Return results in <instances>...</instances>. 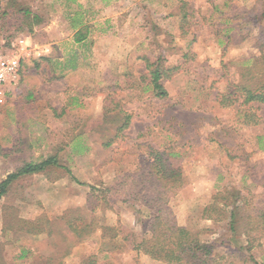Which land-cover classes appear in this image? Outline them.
I'll return each mask as SVG.
<instances>
[{"label": "rangeland", "instance_id": "rangeland-1", "mask_svg": "<svg viewBox=\"0 0 264 264\" xmlns=\"http://www.w3.org/2000/svg\"><path fill=\"white\" fill-rule=\"evenodd\" d=\"M24 1L44 23L10 42L0 38V53L20 61L16 81L0 91V182L49 154L72 176L48 168L11 184L0 199V264H81L91 256L95 264H164L119 241L102 246L98 229L121 223L135 240L149 237V219L127 200L157 150L184 177L165 203L177 224L212 243L223 261L254 264L235 254L226 220L207 219L203 209L216 191L243 183L255 192L264 177L257 146L264 106L253 104L259 121L247 125L236 106L216 100L225 86L252 80L248 69L264 71V0ZM72 9L81 12V43L73 41ZM251 57L260 59L253 65ZM157 58L176 67L164 100L146 86L147 61ZM124 115L128 125L105 146ZM106 186L115 196L109 206L99 196ZM251 250L264 264V234Z\"/></svg>", "mask_w": 264, "mask_h": 264}, {"label": "trees", "instance_id": "trees-1", "mask_svg": "<svg viewBox=\"0 0 264 264\" xmlns=\"http://www.w3.org/2000/svg\"><path fill=\"white\" fill-rule=\"evenodd\" d=\"M184 5L186 3H183L182 7ZM183 12L182 17L184 18L186 13ZM260 16L264 19V9ZM68 17L70 26L74 30L73 41L83 42L86 39V33L82 31L81 12L72 9ZM42 23H44L43 17L24 0H0V38L10 42L18 33L30 34ZM259 59L251 57L246 61H252L251 63L255 65ZM163 63L161 58H157L152 62L147 61L146 67L149 78L146 86L155 97L161 100L169 96L164 81L169 79L173 73L172 70L176 69V67H165ZM67 67L74 68L75 65H67ZM250 71L251 69H248L246 72L252 80L244 78L245 82L239 80L230 86H225L221 92L216 94V100L225 107L236 106V114L242 118V121L247 125H254L258 123L259 116L253 109V104L264 106V71L257 69L254 74ZM29 98L31 99V95ZM128 120L129 116L124 115L123 123L116 128L114 137L107 141L105 146H109L119 132L128 125ZM257 146L260 151H264V133L257 136ZM78 147V145L74 146L75 149ZM59 167L64 168L72 176L69 169L61 164L57 154L22 162L0 182V199L6 194L11 184L19 178L44 172L48 168ZM146 167L148 170L136 181L129 199L118 200L121 202L127 200L128 204L136 206L135 214L149 219L147 223L149 237H143L137 241L135 231L121 223L115 226L103 225L98 228L103 238L107 239L102 246L105 247L109 242L115 244V241H119L130 249L164 264H232L229 260L223 261L222 258L216 257L214 245L202 241L198 232L180 227L170 212V208L165 206L168 198L175 195L185 184L180 166L169 168L162 158V152L157 150L154 152L153 161L148 162ZM256 184L259 190L255 192L248 190L243 183L233 184L216 191L213 196L214 202L203 209V215L207 219L226 220L230 239L234 245H237L235 251L239 252L235 254L243 255L246 260L259 264L251 249L252 242L264 234V177H261ZM149 188L154 191L153 195L150 194ZM111 189L106 186L99 195L105 206H109L115 200L113 198L115 196L109 195ZM91 190L96 191L92 186ZM242 219L245 222L242 226L245 245L237 240V236L242 234L240 232V220ZM139 220L140 217L137 221ZM115 248V246L110 247L108 251L111 252ZM21 256L24 257V253ZM93 259L95 257L91 256V263L81 264H95Z\"/></svg>", "mask_w": 264, "mask_h": 264}, {"label": "built area", "instance_id": "built-area-1", "mask_svg": "<svg viewBox=\"0 0 264 264\" xmlns=\"http://www.w3.org/2000/svg\"><path fill=\"white\" fill-rule=\"evenodd\" d=\"M19 62L17 55H3L0 53V91L5 85L16 81L20 67Z\"/></svg>", "mask_w": 264, "mask_h": 264}, {"label": "crops", "instance_id": "crops-1", "mask_svg": "<svg viewBox=\"0 0 264 264\" xmlns=\"http://www.w3.org/2000/svg\"><path fill=\"white\" fill-rule=\"evenodd\" d=\"M104 8V7H103ZM108 9H110L109 8V6H106V8H105V11H107ZM101 15H102V12H101ZM103 17L105 16L104 14L102 15ZM100 16H97V18H99ZM107 18V17H106ZM106 20V19H105Z\"/></svg>", "mask_w": 264, "mask_h": 264}]
</instances>
